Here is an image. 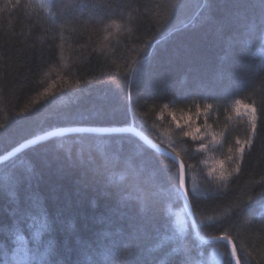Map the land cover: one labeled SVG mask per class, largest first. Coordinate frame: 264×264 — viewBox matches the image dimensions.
<instances>
[{"label":"trees","instance_id":"1","mask_svg":"<svg viewBox=\"0 0 264 264\" xmlns=\"http://www.w3.org/2000/svg\"><path fill=\"white\" fill-rule=\"evenodd\" d=\"M40 3L0 0V156L51 129L132 124L185 164L199 237L227 230L244 264H264V111L240 170L208 175L221 160L231 170L246 138L235 101L264 110V0H183L178 14L171 0ZM113 20L124 27L105 31ZM9 170L22 175L0 191V264H19L18 240L31 264H228L227 244L200 242L171 194L177 165L132 134L51 137L0 163Z\"/></svg>","mask_w":264,"mask_h":264},{"label":"snow or ice","instance_id":"2","mask_svg":"<svg viewBox=\"0 0 264 264\" xmlns=\"http://www.w3.org/2000/svg\"><path fill=\"white\" fill-rule=\"evenodd\" d=\"M10 2V0H9ZM16 3L19 4L20 0H16ZM57 3V0H47V3H40V6L42 8H48L49 10L55 8ZM185 7V4L183 3V0H171V9L174 13L178 14L180 13ZM50 14L53 17V23H56L58 21V17L55 16L54 13ZM172 13L169 14V17L171 18ZM65 27V25L61 24V28ZM124 26L121 23H118L117 21L113 20L109 24L105 25V31H107L108 28H114L116 30L122 29ZM129 31H131L129 29ZM261 32V45L264 46V26L260 29ZM111 35V33H109ZM108 37L106 36L105 39ZM135 64L136 61H133ZM130 72L136 71L135 68H132L129 70ZM47 91V90H46ZM236 112L237 115H241L242 118H246L247 124H248V130L246 138L241 140L239 138L236 139L235 146L229 148V152L231 155L228 156V161L234 163V167H231V170L225 167V161H217L216 167H213L208 175L209 177H213L216 181H227V179L232 175L234 172H238L240 170V161L243 159L245 148L250 147L254 142V137L256 136L257 132V125L258 120L260 119L261 112L264 111L262 109H258L256 105L252 104H244L242 105L245 111L243 113L239 112V108L241 106V101L236 100L235 101ZM212 107L211 104H205V108ZM164 108H167V105H164ZM4 127V125H0V128ZM177 127H180L177 125ZM195 131H198L195 130ZM184 136H193V139H198L197 136H195L194 132L191 131H185L183 133ZM37 139H41L40 137H37ZM213 141H215V137H213ZM168 146L169 148H172L171 138L168 139ZM158 147V146H157ZM206 144L201 143L197 151H202L206 149ZM167 155H173L174 159L178 162L179 168L178 171L173 174L172 176V195L176 199H183L184 201L189 200L190 193L187 190L186 185V171H185V164L181 160L178 153H175V150L173 149L171 152L167 153ZM233 157L235 158L233 160ZM189 169L192 167L191 165L187 166ZM217 168L219 171H217ZM20 173H17L15 170H9L7 172H0V191H3L5 193L14 190L21 179ZM195 189H193L192 195H195ZM260 196L262 197L260 203L261 206L264 207V191L260 193ZM252 197H249V200H251ZM247 204V201L244 202ZM251 205H248V207H240V212H248L251 209ZM22 215V214H21ZM211 219V217H209ZM22 221L18 219L16 221V225L18 226ZM185 222L183 219L179 218L176 221L175 230L177 233H183L185 231ZM39 235V233H37ZM212 239L214 240H223L227 242V245L229 246L230 252L227 253L228 255V264H244L245 256L243 254V249L240 248L235 243V237L230 235L229 232L226 230L224 233H222L220 236H215ZM18 243L20 247L18 248V252H22L23 256L19 260V264H25V260H28V264H31L30 258L27 257V253L24 251V244L22 240H18ZM161 250L163 251L165 249V244L161 242L160 244ZM173 251H176V249H173ZM247 255H250V253H247ZM14 259H16L14 257ZM183 264H193V261L189 259H185L183 261ZM196 264H202V262H196Z\"/></svg>","mask_w":264,"mask_h":264},{"label":"water","instance_id":"3","mask_svg":"<svg viewBox=\"0 0 264 264\" xmlns=\"http://www.w3.org/2000/svg\"><path fill=\"white\" fill-rule=\"evenodd\" d=\"M79 133H90V134H132L135 136L137 139H139L144 145H146L148 148L151 150L168 157L171 159L174 163L179 168L178 162L174 159L173 155H167L170 151L167 149L161 147L160 145L156 144L154 141H152L150 138H148L144 133H142L140 130L135 128L132 124L128 126H118V127H91V126H72V127H62V128H56V129H51L46 132H43L39 135H36L34 137H31L15 147H13L11 150L8 152L4 153L3 155L0 156V163L12 158L22 150L31 147L39 142H42L46 139H49L51 137L55 136H61V135H69V134H79ZM37 137H40L41 139H37ZM158 146V147H157ZM182 206L184 209V212L189 220V224L191 226V229L194 233V236L198 238L202 242H218V241H223V240H214L212 239L213 237L204 239L199 237L197 230H196V225H195V220L194 216L192 213V209L190 207L189 201H184L181 199ZM225 242V241H223ZM227 244V242H225ZM228 250L230 252L229 246L227 245Z\"/></svg>","mask_w":264,"mask_h":264},{"label":"bare ground","instance_id":"4","mask_svg":"<svg viewBox=\"0 0 264 264\" xmlns=\"http://www.w3.org/2000/svg\"><path fill=\"white\" fill-rule=\"evenodd\" d=\"M89 127V126H88ZM168 150V149H167ZM168 151H170V150H168ZM171 152V151H170ZM176 164V163H175ZM178 167V166H177ZM190 204V203H189ZM207 238H210V237H205L204 239H207ZM200 241V240H199ZM200 242H202V241H200ZM202 243H213V242H202Z\"/></svg>","mask_w":264,"mask_h":264}]
</instances>
